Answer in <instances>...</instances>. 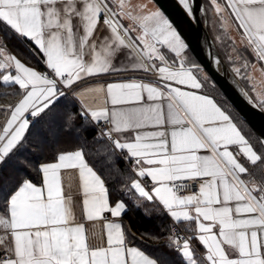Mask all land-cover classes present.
<instances>
[{
	"label": "snow or ice",
	"instance_id": "6c2138e0",
	"mask_svg": "<svg viewBox=\"0 0 264 264\" xmlns=\"http://www.w3.org/2000/svg\"><path fill=\"white\" fill-rule=\"evenodd\" d=\"M211 2L226 28L224 6L217 0ZM116 3L118 10L113 11L107 0H0V25L10 33L9 38L14 34L34 42L50 70L42 74L6 54L0 37V70L15 71V75H3V83L18 85L23 91L14 107L4 109L10 117L0 130V163L23 151L30 124L70 93L79 102L85 125L111 124L98 131L94 140L107 139L113 150H126L128 155L122 158L134 160L136 175L150 178L154 184L149 191L137 179L131 189L147 201L158 200L174 221L196 222L197 235L184 239L182 245L181 237L169 236L168 246H175L185 264H197L190 239H198L205 247L207 264H264V172H252L238 159L242 156L254 167L264 153L254 150L233 117L212 97L194 91L203 87L193 73L198 66L185 67L182 53L187 45L164 13L147 10L144 4L133 9L127 0ZM179 3L192 14L189 0ZM227 8L255 58L264 61V0H227ZM117 17L132 24L125 27ZM103 27L110 35H95ZM137 28L139 33L133 38L130 33ZM122 49L131 51L118 68L114 61ZM162 49L180 58L178 67L168 65ZM86 55L91 56L90 61L85 60ZM139 56L166 65L157 68L152 64L161 80L193 91L166 83L165 93L135 80L78 90L89 77L122 70L148 72ZM235 71L240 73L238 68ZM28 116L34 119L30 121ZM75 118L69 113L66 124L71 126ZM149 126L158 130L145 131ZM168 126L170 130H165ZM123 133L133 135L123 142L113 139V134ZM230 146H238L237 154ZM201 150L209 154L201 155ZM108 152L105 145L96 149L101 155ZM38 170L43 187L22 180L7 193L9 215L0 213V252L4 253L0 264H158L126 243L121 223H105L106 231L100 234L75 223L71 191L64 194L65 188L73 187L72 170L78 173L86 221L103 219L105 212L119 217L127 210L122 201L110 206L105 183L87 163L83 148L58 153L55 162L39 165ZM197 179L204 181L198 194H179L187 187L183 181Z\"/></svg>",
	"mask_w": 264,
	"mask_h": 264
},
{
	"label": "trees",
	"instance_id": "16d2710c",
	"mask_svg": "<svg viewBox=\"0 0 264 264\" xmlns=\"http://www.w3.org/2000/svg\"><path fill=\"white\" fill-rule=\"evenodd\" d=\"M208 25L209 32L221 55L231 67L232 62H230L227 55L223 54L220 47L221 45L224 48V45L212 33L211 18L208 20ZM9 35L10 33L0 25V37L4 38L3 43L9 51L18 57L19 51H22L20 54L27 63L38 67L42 66L40 62L42 54L35 47L33 48L30 44L37 52L36 58L27 54L21 48L19 40L14 35H11V38H9ZM236 76L255 99L254 95L245 86L243 78L237 74ZM202 84V90L214 96L218 103L231 113L233 119L240 125L245 138L253 145L254 150L258 154L264 153V147H262V143L252 128L241 119L238 112L212 82L211 78L208 76ZM20 96L21 91L18 87L12 84H4L0 78V127L5 112V108L1 104L13 103ZM256 102L264 109L261 100H256ZM69 113H74L76 117L71 126L66 124V117ZM97 132L98 130L93 122L85 125L80 116L77 103L68 94L62 97L45 114L35 119L30 124V129L26 134V147L24 150L15 153L3 163H0V192L3 193V196L0 197V213H7L6 197L8 191L14 190L22 180H37L40 173L38 170L40 163L55 160L57 154L62 151L83 148L86 160L103 177L111 200L113 202L122 201L126 205L127 210L123 214V220L128 226V239L141 246L142 250L157 260L158 264H185L181 254L175 250V246L172 248L168 246L169 236H173L172 221L169 216L157 206L150 205L148 201L134 195L130 187L134 175L129 167V160L122 158L124 156L122 152L113 150V146L106 139L94 140ZM101 145L108 147V155L96 153V149ZM109 156L111 159H109ZM241 162H244L250 168V171L254 173L264 172V159L254 167L249 165L243 157H241ZM245 178L247 179V177ZM181 229L189 237H193L192 231L187 227L183 226ZM198 260L199 264H202L201 259Z\"/></svg>",
	"mask_w": 264,
	"mask_h": 264
},
{
	"label": "crops",
	"instance_id": "0c3cea01",
	"mask_svg": "<svg viewBox=\"0 0 264 264\" xmlns=\"http://www.w3.org/2000/svg\"><path fill=\"white\" fill-rule=\"evenodd\" d=\"M147 1H150V0H144V4H146ZM154 3V2H153ZM209 3L213 9V11L215 13H217L215 11V6L212 4L211 0H209ZM217 3L221 4L224 6L225 9H227L230 14H231V10L227 8V0H217ZM155 4V3H154ZM156 5V4H155ZM113 11H117L118 10V7L115 8L114 6L111 7L109 6ZM159 10V8L157 7H151V9H147V10ZM106 15L105 14H102L101 15V25H102V22H103V19H104V16ZM232 16V14H231ZM118 19H121L119 17H117ZM235 24H236V27L238 29V31L240 32L239 35H237L238 37H241L243 38V30L239 28V24L238 22L235 21V18L234 16H232ZM79 23V22H77ZM121 23L124 24L125 27H128L130 25L129 23V20H124V19H121ZM3 26V25H2ZM75 27V25H74ZM133 27H137L136 25H133ZM80 30H81V34L83 32V29H82V24L80 25ZM139 33V29L137 28V31L136 32H132L130 33V35L135 38V36ZM14 35V34H13ZM95 35H98L100 36L101 38L103 36H106V35H110V32L108 30L107 27H103V29L101 30V28H98L97 31H96V34ZM121 35L124 36L126 42L130 43L131 41H129V38L128 36H125V34L123 33V31H121ZM236 35V34H235ZM16 38L17 36L14 35ZM95 38V37H94ZM18 39V38H17ZM244 39V38H243ZM19 40V44H21V48L29 55L31 56H34V58L37 57V52L35 51V49H33L34 47L38 50V52H40V50L38 49V47L34 44V42H32L31 40L25 38L23 40L21 39H18ZM245 40V39H244ZM246 41V40H245ZM247 42V41H246ZM97 43H99V41H97ZM33 48H32V46ZM131 51L130 49H122L121 50V54L117 57V59L114 61V65L116 67H123L121 65V61H123L125 59V55ZM162 51H164L165 55H166V59L168 61V65L172 66V67H178L179 66V60H177L176 56L174 53H171L169 51H166L164 49H162ZM20 53L22 51H19ZM19 53V57L12 53L11 51H9L7 48H6V54H11V55H15L22 63H24L27 67H31L33 68L34 70L40 72L43 74V70L44 68L46 67V63H45V60H46V57L43 55L42 52H40L42 54V57H41V64L42 66L41 67H38V66H35V65H32V64H29L25 61V59L23 58V56ZM182 56H183V59L185 60V67H191V65L189 64H192L194 63L193 61H189V60H186L185 59V55H184V52L182 53ZM91 59V56L90 55H86L85 56V60L86 61H90ZM139 59L141 62H143L145 65L148 66L149 68V71L148 72H143V71H133V70H128V71H114V72H110V73H107V74H101L99 76H96V77H89L87 78L86 82L85 83H82L80 85V88L78 90H83L87 87H90V86H98V85H103L106 87V85L108 83H120V82H131L133 80L135 81H138V82H144V83H149V84H152L154 86H157V87H160L165 93H167V88L165 87L166 83H171L173 87H180L181 90L183 91H193L192 89L188 88L187 86H184V85H177L175 82H166V81H163L159 78L157 72L155 70L152 69V64L155 63V65L158 67H161V66H166L164 65L162 62H160L159 60H154V61H148L146 59H144L143 56H139ZM259 61V60H258ZM262 69H264V61H259ZM202 68V67H201ZM204 71V69H203ZM205 72V71H204ZM193 73L194 75L197 76V79L200 80V82L202 83L203 80H206L205 78H207L208 76H205L204 73H202L199 68L198 69H193ZM7 74H12V75H15V71L14 69H8V70H1V75H0V78H1V81L3 82L2 80V76L3 75H7ZM206 74V72H205ZM207 75V74H206ZM7 85H10V84H7ZM16 87L19 88L18 85H15V84H12ZM21 91V96L16 100L14 101L13 103H4V104H1V106L3 108H7L8 105H12L13 107L15 106L16 103H18V101L20 99H22V96H23V91ZM194 91H197L198 94H201V95H208L210 97H212L219 106H221L218 101L215 99L214 96H212L211 94L209 93H206L201 89L199 90H194ZM69 96H71L74 101L77 103L78 107H79V102L76 98H74L70 93L68 94ZM146 95V94H145ZM145 103H149L145 100ZM165 105H166V100H165ZM222 107V106H221ZM222 109L226 110L225 108L222 107ZM227 111V110H226ZM228 112V111H227ZM228 114L230 116L231 113L228 112ZM28 114H26L27 116ZM10 117V112L8 111H5L4 112V117L1 121V127H0V130H2L4 124L6 123L7 119ZM29 118V116H28ZM31 121V120H30ZM233 121L235 123H237L234 119ZM238 127L241 129L240 125L237 123ZM110 127H111V124H110ZM109 127V128H110ZM145 131H153V130H158L156 128H153L151 126L147 127L146 129H144ZM165 130H170V126H168ZM242 131V129H241ZM243 134V132H242ZM114 135V139H121L122 142L124 140H126L128 138V136L130 135H133L132 133H123V134H120L119 136H117L116 134H113ZM109 142V141H108ZM78 149V148H76ZM76 149H68V150H65V151H62V152H68V151H73V150H76ZM229 150L232 151L234 154H237L239 148L238 146H230L229 147ZM120 151V150H118ZM121 152V151H120ZM61 153V152H60ZM122 154L124 156H127L128 153L126 152V150L124 152H122ZM201 155H208L209 153L207 152V150H201L200 153ZM123 156V157H124ZM241 157L242 156H238V159L241 160ZM57 158V157H56ZM86 159V158H85ZM55 160H52V161H47V162H42L40 163L39 165H42V164H45V163H51V162H55ZM87 161V160H86ZM87 163L97 172V174L101 177V179L104 181L103 177L99 174V172L87 161ZM134 160H129V167L131 168L132 172H133V179H132V182L134 180H137V179H141L139 178L137 175H136V172L134 170ZM145 167H147V165H143ZM72 174H73V177H74V180H73V187L71 188V190H69L68 188H65L64 189V194L65 196H67L69 194V191H71V194H72V201H73V212H74V215H75V223H83L85 225V228L86 229H93L97 234H100L101 232H105L106 230L103 228V225L107 222H113V223H121L122 227H123V230L125 231V235H126V243L129 245V246H134V247H137L138 249L142 250L141 246H139L138 244L136 243H133L132 240H129L128 239V234H129V230H128V226L127 224L125 223V220H123V214L119 217H113L111 215V213L109 212H105L103 213V219H98L96 221H86L85 219V214H84V211H83V204H82V201H83V195H82V189L80 187V182H79V179H78V173L76 172V170H72ZM244 179H246L245 177H242ZM28 180V179H27ZM32 183H34L35 185L37 186H41L43 187V177H42V173L40 172L39 175H38V178L37 180H28ZM131 182V184H132ZM204 181L202 179H199V185L200 183H203ZM105 183V181H104ZM141 183L146 187L147 190L151 191V188L154 186L153 182H151L150 178H143L141 179ZM105 187L107 189V186L105 184ZM108 190V189H107ZM199 192V188L196 192L194 193H190V194H198ZM190 194H180V195H190ZM108 198H109V203H110V206H114L116 202L118 201H115L113 202L111 200V196H110V193L108 191ZM143 199V198H142ZM146 200V199H144ZM147 201V200H146ZM148 203L150 205H154V206H157L159 209H161L163 212H165L169 218L171 219L172 221V231H173V236L175 237V234H174V230H173V226L176 225L178 226L180 229L184 226V227H187L188 229H190V231H192L193 233V237L197 235V232H196V222L195 221H192V222H185V221H181V222H176L174 221L173 218H171L170 214L167 212L166 209L163 208L162 204L154 199L153 201H148ZM234 206V204L232 205ZM179 210V209H177ZM5 215H9L8 213H6ZM202 219V218H201ZM207 223V222H205ZM214 231H217L218 232V228L217 229H214ZM191 237V236H190ZM194 241V244L196 245V247L198 248V250H196L191 244V248L193 249V253H194V258L197 260V264H199V258L201 259L202 261V264H207V261L205 259L206 257V249L205 247L199 242L198 239H193ZM89 243H93V241H89ZM183 243H181L182 245ZM144 251V250H142ZM145 252V251H144ZM146 253V252H145ZM148 254V253H146ZM149 255V254H148ZM198 255V256H197ZM4 256V253L3 252H0V258H3ZM151 258H153L151 255H149ZM154 259V258H153Z\"/></svg>",
	"mask_w": 264,
	"mask_h": 264
},
{
	"label": "water",
	"instance_id": "95a60500",
	"mask_svg": "<svg viewBox=\"0 0 264 264\" xmlns=\"http://www.w3.org/2000/svg\"><path fill=\"white\" fill-rule=\"evenodd\" d=\"M177 29L187 48L224 97L264 144V109L256 102L220 53L209 32L203 0H189V15L179 0H152Z\"/></svg>",
	"mask_w": 264,
	"mask_h": 264
},
{
	"label": "rangeland",
	"instance_id": "374dc122",
	"mask_svg": "<svg viewBox=\"0 0 264 264\" xmlns=\"http://www.w3.org/2000/svg\"><path fill=\"white\" fill-rule=\"evenodd\" d=\"M143 1L144 0H127V3H130L133 9H135V6L144 4ZM107 3L108 6H114L117 8L116 0H107ZM204 3L206 4V10L208 12V20L211 18L212 21V33L218 40H220L221 44L224 45L223 48L219 44L223 54L225 56L227 55L230 62H232V69L236 74L237 72L235 69H240V73L237 75L243 78L245 86L252 93V95H254L257 101L264 100V69H262L258 59L255 58V54L251 48L247 46V42L243 38L237 36L240 32L238 31L230 12L225 9L222 14L224 20L227 21L226 28L222 27L224 21L221 19V15L213 11L209 0H204ZM144 5H147V9H151V7L157 8L152 0L147 1ZM129 23L132 24L131 21H129ZM184 55L186 60L194 62L189 65L198 66L199 70L207 76L188 48L184 51ZM179 59L180 58H177V60ZM262 105L264 107V103H262ZM133 192L135 196L140 197L134 190ZM140 198L142 199V197ZM144 199L145 198H143V200Z\"/></svg>",
	"mask_w": 264,
	"mask_h": 264
},
{
	"label": "built area",
	"instance_id": "2783aa9c",
	"mask_svg": "<svg viewBox=\"0 0 264 264\" xmlns=\"http://www.w3.org/2000/svg\"><path fill=\"white\" fill-rule=\"evenodd\" d=\"M50 70H48L46 67L43 70V74H47ZM30 120H33L34 118L29 116ZM93 124L95 125L96 129L98 131H103L106 130L110 127V123L109 122H105V121H100L99 123H95L93 122ZM113 139H114V135H113ZM107 140V139H106ZM108 141V140H107ZM177 183H181L180 181H178ZM184 184L187 185L186 188H184L183 190L180 191L179 194H190V193H194L198 190L199 188V179L192 181V180H185L183 181ZM173 230H174V234L175 237H181L179 243H183L184 239H188L189 236L182 230L180 229L178 226L174 225L173 226ZM189 243L195 247L194 243L192 242V240H189Z\"/></svg>",
	"mask_w": 264,
	"mask_h": 264
}]
</instances>
